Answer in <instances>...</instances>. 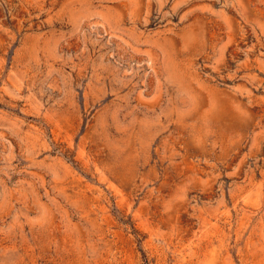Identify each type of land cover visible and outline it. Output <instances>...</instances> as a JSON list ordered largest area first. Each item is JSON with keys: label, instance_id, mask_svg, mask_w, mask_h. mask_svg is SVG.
<instances>
[{"label": "rangeland", "instance_id": "374dc122", "mask_svg": "<svg viewBox=\"0 0 264 264\" xmlns=\"http://www.w3.org/2000/svg\"><path fill=\"white\" fill-rule=\"evenodd\" d=\"M0 264H264V0H0Z\"/></svg>", "mask_w": 264, "mask_h": 264}]
</instances>
